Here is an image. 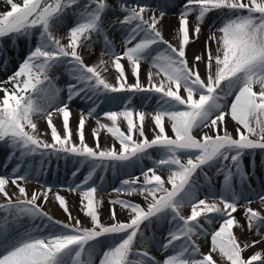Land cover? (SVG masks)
I'll return each instance as SVG.
<instances>
[{
	"label": "snow or ice",
	"instance_id": "6c2138e0",
	"mask_svg": "<svg viewBox=\"0 0 264 264\" xmlns=\"http://www.w3.org/2000/svg\"><path fill=\"white\" fill-rule=\"evenodd\" d=\"M3 3L0 67L7 73L15 56L19 60L0 80V147L8 150L7 162L15 161L10 173L0 174V264H264V207L250 206L256 199L264 205V175L256 172L257 167L264 172V0ZM169 10L178 16L176 44L164 36ZM205 24L204 50L189 62L186 48L199 40ZM65 28L63 36L56 35ZM109 32L119 34L120 52ZM97 44L99 63L89 65L83 53ZM143 63L151 66L144 81ZM109 64L114 83L102 75ZM61 69L69 78L65 88L55 83ZM153 99L151 111L141 110ZM74 101L86 106V114L78 108L75 140L69 126ZM108 105L116 110L102 107ZM54 114L62 116L63 132L53 124ZM101 115L111 123H102ZM41 119L50 140L38 130ZM87 119L96 121L92 146L85 139ZM102 129L114 138L106 148L100 146ZM60 160L73 162L74 178L81 166L88 168L82 183L67 186L81 195L84 222L54 185L40 183L47 167ZM145 160L151 166L145 168ZM137 167L140 175L133 176L130 170ZM109 169L128 178L113 189L117 198L109 200L106 223L97 207L103 197L97 200L96 193L103 191L99 172ZM209 173L222 177L219 189ZM33 182L39 187L29 193L26 185ZM121 193L141 196L144 205L120 199ZM50 202H58L66 221L44 210ZM116 205L126 211V220L118 219ZM238 208L246 224L233 215ZM25 220L32 224L21 230ZM164 225L157 239L153 226ZM200 237L205 242L210 237L207 253Z\"/></svg>",
	"mask_w": 264,
	"mask_h": 264
},
{
	"label": "bare ground",
	"instance_id": "6f19581e",
	"mask_svg": "<svg viewBox=\"0 0 264 264\" xmlns=\"http://www.w3.org/2000/svg\"><path fill=\"white\" fill-rule=\"evenodd\" d=\"M175 13H176V10H169L168 15L165 16V18L163 20V24H164V29L166 31L168 29H166L165 24L167 23L168 25L171 26V24L173 23L174 19L175 18L178 19V16ZM190 19H192V18H190ZM67 21L68 20H66V22ZM66 25H67V23H66ZM171 32H172V30H171ZM208 35L209 34H205V37H202V38L203 39L205 38V41H206ZM109 37L114 40L117 52H120L122 50V45L120 43L119 34H116L115 37L113 38L111 36V32H109ZM168 38L171 41H173V38H174L173 33L169 34ZM193 45L195 46V44H193ZM194 46H192V48H190V51H188V48H187V51H186V55L187 54L191 55V58H193V54L195 52L204 50V46H203L202 50L200 49V47L196 48ZM100 52H101V45L100 44L95 45L94 51H92V52H87V51L84 52L83 56H84L85 63H87L89 65H93V64L99 63ZM21 55H23V54H21ZM103 58L105 60L109 59V57H107V56H104ZM14 63H16V62H14ZM12 65H13V63H12ZM150 67L151 66H150L149 63H143L142 64V66H141V79H142V81L146 80V73H147L148 70H150ZM10 68L11 67H9V69ZM1 70L2 69H0V72H1ZM58 74L60 75V79L56 80L57 82L59 81V83H57V86L60 87V88H65L67 82H69V78L67 77V75L64 73V71L62 69L60 70V72ZM126 74H127V69H126ZM102 75L105 76L106 78H109V76H110L111 79L113 78V80H114V77H115L114 66L109 64L108 72L107 73H103L102 72ZM1 80H3V79H1ZM128 82L129 83H133L134 82V78L131 75H128ZM62 95L66 96V92L62 93ZM151 105H153L155 107V100L154 99L151 100V102L149 103L147 108L141 109V110L150 111L152 109ZM81 106H82V104H80L79 101H74L72 103V105H71V108H73V109L71 111L72 115L70 116L69 126H70V129L73 131V139L74 140L77 138L75 133H76V128H77V124H78V120H79V112H77L76 110H78V108L81 107ZM102 107L103 108L113 107V110H116L114 106H110V105L102 106ZM85 114H86V109H85ZM61 122H62V116H60L59 114H54L53 115V124L57 127L58 131L63 132L62 123ZM101 122L102 123H108V124L111 123L109 121H106V119L103 118L102 116H101ZM146 123L148 125L146 127V132H148L150 127H151V124L148 121H146ZM125 125H126V123L120 124V127H121L122 130L126 129V127H124ZM94 128H96L95 119H87L86 120V124H85V139H86V142L89 144V146L93 145L92 130ZM230 128H231V126H230ZM38 130L41 131V132H46L48 134L46 136V138L49 139V140L51 139V137H50V129L47 128L46 120L41 119V120L38 121ZM99 136H100V146H101V148L105 147V145H107V143L111 144L114 141V138L111 137L110 133H107L106 129L100 130ZM115 144H116L117 147L119 146V142L118 141H115ZM7 153H8V150L6 148L0 147V174H7V173H10L11 170H12L10 167H11V165L14 164V162L13 161L12 162H7L6 161ZM147 161L148 160L144 161V166L146 165ZM6 163H7V168L4 167V165ZM53 164L54 165H53V168L51 170H50V167H47V168H49L50 173L48 175H44V176L40 177V183L41 184H43L45 182L47 184L54 185V186H57L59 184H63L67 188V186L69 184H72L73 182L82 183L84 177L87 176V174H88V168L86 166H81L79 168V175L76 178H72L71 171H72L73 166H75L73 164V162L70 161V162H68L66 164L64 160H60L59 162L53 161ZM117 173H120V172H117ZM120 174H122V173H120ZM99 175L104 177V180H103V191L100 188H98L96 196H97V200H99L100 197H103V204L100 205V207H99L101 213L103 214V218L101 219V221L108 223V222H110V220H109V210L113 207L109 203V200L117 198V194L113 191V189H115L116 187L114 186L113 183H111V182L108 183L107 182V181H109V179H107V175H104V172H99ZM209 175L212 176L211 173H209ZM260 175H263V174H260ZM65 176H66V178H65ZM67 176H68V178H67ZM96 179L97 178L94 177V180H96ZM212 179H213L214 183L218 180V178H216L214 176H212ZM95 183L97 185H99L101 183V181H100V183H97L95 181ZM201 183H203L202 179H201ZM110 186H111L110 190L107 189ZM38 187H39V185L37 183L33 182V183H30V184L26 185V190L29 193H31L32 191L37 190ZM55 189H56V191H59L60 195L65 197V199L67 201V204L70 207L72 215L74 217H77L76 216L77 209L81 210V205H80L81 195H80V193L79 192H72V191H69L68 189H62V188H55ZM217 189H219V188H217ZM11 190L12 191H17L16 189H11ZM119 198L120 199H128V200H131L132 202L140 203V204H141V201H142V197L141 196H138V195L128 196L127 194H124V193H121ZM49 199H50V201H54V197L52 196L51 193L49 194ZM2 202L3 201L0 200V203H2ZM42 206H43L44 210L49 213V215L53 216L54 219L61 220V221H66L67 220L66 214L58 206V202H50V203L43 204ZM250 206L252 208H254V209H260L261 207H264V205H262L260 203L259 199L254 200L253 203ZM115 210H116L118 219H120L121 221L126 220V218H127L126 211H122L119 205L115 206ZM187 210H189V209H187ZM233 215L240 221V223L246 224L245 219L243 217V208H238V211L236 213H233ZM40 223H41V221H39V220H36V222H35V224H37V225H39ZM31 224H32L31 221L25 220L24 224L21 225V230H23V228L26 227V226L30 227ZM212 228L213 229H218V225L213 224ZM165 229H167V226H163V228L160 229L161 231L158 228V232L155 233L156 237L159 238L161 233ZM233 231H234V233L236 235H238V236L241 235L239 229L234 227ZM252 238L255 239L256 237L253 236ZM198 242H200L201 245H202V251L207 253L209 251V249H210V237L207 238V242H205V238L204 237H200ZM260 247H261L260 245H257L256 246V250H260ZM247 254L248 253H246V255ZM97 264H98V261H97Z\"/></svg>",
	"mask_w": 264,
	"mask_h": 264
},
{
	"label": "rangeland",
	"instance_id": "374dc122",
	"mask_svg": "<svg viewBox=\"0 0 264 264\" xmlns=\"http://www.w3.org/2000/svg\"><path fill=\"white\" fill-rule=\"evenodd\" d=\"M17 2H21V0H17ZM5 10V4L3 3V0H0V12H2V11H4ZM71 21L70 20H68L66 23L68 24V23H70ZM173 24V25H172ZM171 24V26L170 25H168L167 23L165 24V26H166V29H168L167 31L166 30H164V36H165V39H167V40H169L171 43H173V44H176L177 43V39H176V37L174 36V38H173V41H171L169 38H168V36H169V34H171V33H173V31L178 27V19L177 18H175L174 19V21H173V23ZM171 30H172V32H171ZM66 32V28L65 29H62V30H57L56 31V35H58V36H63L64 35V33ZM205 34H209V28H208V24H205L204 26H203V28H202V32H201V35H200V37H199V40L198 41H196V42H194V43H191V44H189L188 46H187V48H188V51H190V48H192V46H194L193 44H195V46L194 47H196V48H198V47H200V49L202 50L203 49V46L205 45V38L203 39L202 37H205ZM111 36L114 38L115 37V35H113V33L111 32ZM187 48H186V51H187ZM213 50H214V47H213ZM186 57H187V59L189 60V62H191L192 61V59L193 58H191V55H186ZM19 60V56H17L16 58H14V60L11 62V63H13V65H10L9 67H11L9 70H8V72L6 73L3 69L1 70V72H0V80L1 79H6L7 78V76L8 75H11V73H12V71L14 70V68L15 67H17V61ZM14 62H16V63H14ZM63 70V69H62ZM203 65H201V72H203ZM108 79V81L109 82H115L114 80H113V78L111 79V77L109 76V78H107ZM55 83H56V86H57V83H59V81L57 82V81H55ZM68 83V82H67ZM58 87V86H57ZM0 95H2V93H0ZM231 99V97H229V100ZM136 107L137 108H139L140 106H139V103H137L136 104ZM79 108H85L86 109V106L85 105H83L82 104V106L81 107H79ZM151 108H154V106L153 105H151ZM72 109L73 108H71V111H72ZM122 110V109H121ZM76 111H78V110H76ZM151 111V110H150ZM102 116V115H101ZM134 119H135V117H134ZM126 123V122H125ZM124 127H126V125L124 126ZM124 130H126V129H124ZM168 132H169V134L171 135V132H170V128L169 129H166ZM229 130H231V128L229 127ZM146 135H148V137L149 138H151L152 136H153V133L149 130L148 132H146ZM134 139H135V135H134ZM112 145V143L110 144H108L107 143V145H105V147H103V148H106V147H109V146H111ZM117 147V146H116ZM119 147V146H118ZM117 147V148H118ZM256 159H257V162H259V160H260V156L258 155L257 157H256ZM149 166H151V161H147V163H146V165L144 166L145 168L146 167H149ZM246 167H247V162H246ZM74 169H75V167H74ZM74 169H72V171L74 170ZM71 171V172H72ZM131 171V173H132V175L133 176H139L140 175V168L139 167H137V168H134V169H132V170H130ZM168 175V173L167 172H164V173H162V177H166ZM127 178V176H124L123 174L118 178V180H116L115 181V185H119L120 186V180L121 179H126ZM221 181H222V177H220V178H218V180L216 181V183H215V186H216V184L220 187V185H221ZM169 188H171V185H167ZM219 187H217V188H219ZM62 189H67V188H62ZM141 205L143 206L144 205V200H143V198H142V201H141ZM97 207H98V211H99V213H100V217H101V219L103 218V214L101 213V211H100V209H99V207H100V205L98 204L97 205ZM257 210H259V209H257ZM184 211V214L185 215H187V214H189L190 213V210H187V209H185V210H183ZM76 216H77V218H79L82 222H84L85 221V217H84V214H83V212L81 211V210H79V209H77V211H76ZM215 225H218V227H219V224L218 223H214ZM164 226H167V225H164ZM154 227V229H155V232H158V228H156L155 226H153ZM161 228H159V230H160ZM161 231V230H160ZM166 231V229L165 230H163V232H165ZM150 234H152L151 232H149L148 233V235H150Z\"/></svg>",
	"mask_w": 264,
	"mask_h": 264
}]
</instances>
